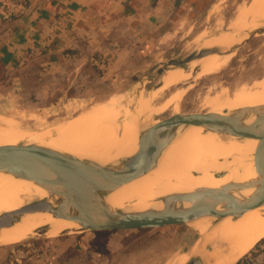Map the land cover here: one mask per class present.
I'll use <instances>...</instances> for the list:
<instances>
[{
    "label": "bare ground",
    "instance_id": "obj_1",
    "mask_svg": "<svg viewBox=\"0 0 264 264\" xmlns=\"http://www.w3.org/2000/svg\"><path fill=\"white\" fill-rule=\"evenodd\" d=\"M263 18L264 0H252L250 8L238 11L233 26L247 31L256 20L258 22ZM239 36L241 33L227 32L221 39L224 40L223 45L213 46L220 51L196 61L199 73L210 74L220 69L229 58L227 54L232 53L233 46L241 41ZM163 74V88L188 77L187 72L178 69ZM158 91L155 90V93ZM155 93L150 95L151 99ZM181 94L178 93L177 98ZM149 100L140 96L136 98L140 109L126 117L125 105L122 104L124 100H119V96L115 95L54 128L52 133H41V130L40 133H29L16 129L8 120L5 123L1 121L4 125L0 129V146L28 142L87 159L101 166L118 167L122 161L149 144L152 132L147 113H157L169 104L166 101L160 108L151 109L153 107L149 108ZM206 104L212 106L208 113L223 115L221 108L242 113L244 117L240 123L244 125H249L254 119L264 118V76L252 88L241 85L231 96L221 92L209 97ZM177 107L174 110L178 111ZM156 136L161 141L169 142L159 153L155 165L144 176L102 195L109 209L123 212L156 211L162 209L167 201H174L175 198L195 193L199 189L218 190L227 184L248 185L229 193L240 204L255 193L259 183L254 169L257 140L226 135L222 127L209 120H205L201 126H177ZM57 198L32 181L0 172V215L15 211L31 201L47 200L54 207ZM173 205L176 209L189 207V203L175 201ZM223 207V204H219L215 209L222 211ZM188 224L198 232L199 238L186 254L172 257L174 264L185 263L191 252L200 258L202 264H233L264 237V205L241 216L203 217ZM39 228H43L47 236L53 237L81 227L77 220L47 212L26 214L12 226L0 229V244L23 241Z\"/></svg>",
    "mask_w": 264,
    "mask_h": 264
},
{
    "label": "rangeland",
    "instance_id": "obj_2",
    "mask_svg": "<svg viewBox=\"0 0 264 264\" xmlns=\"http://www.w3.org/2000/svg\"><path fill=\"white\" fill-rule=\"evenodd\" d=\"M250 4L252 0L217 1L207 16L197 20L188 30L184 29L172 46L160 52L150 65H137L116 78L104 77L103 69L100 77L95 75V78L90 77L87 81L73 80L71 84L68 78H61L54 86L50 84L48 87L13 83L3 85L0 89V129L9 121L18 130L52 133L54 128L115 95L119 96V100H124L122 104L125 105L126 117L140 109L136 104L139 96L150 99L148 106H152L151 109L160 108L167 101L169 104L163 110L151 115L147 113L149 127L173 114L208 112L212 108L206 104L209 97L221 92L231 96L241 85L252 88L264 76V31L257 32L264 28V18L258 22L256 20L247 31L233 26L238 11L250 8ZM227 32L241 33V41L233 46L232 53L227 54L229 58L217 71L200 74L196 68L197 60L182 63L180 67H166L170 60L183 61L203 49L223 45L224 40L221 39ZM174 69L187 72L188 77L163 88V73ZM155 90L159 91L155 93ZM151 91L155 93L152 99L150 95L154 93ZM178 93L181 97L177 98ZM176 107L178 111L174 110ZM220 112L233 114L223 108ZM23 144L29 143L20 142L17 145ZM33 232L23 241L0 244V264H174L172 257L186 254L199 238L198 232L189 224L122 231L80 228L53 237L39 234L37 230ZM255 245L240 258H246V264L264 263V242ZM190 254V257L195 256L192 252Z\"/></svg>",
    "mask_w": 264,
    "mask_h": 264
},
{
    "label": "crops",
    "instance_id": "obj_3",
    "mask_svg": "<svg viewBox=\"0 0 264 264\" xmlns=\"http://www.w3.org/2000/svg\"><path fill=\"white\" fill-rule=\"evenodd\" d=\"M217 1L0 0L10 12L0 22V89L148 66Z\"/></svg>",
    "mask_w": 264,
    "mask_h": 264
},
{
    "label": "water",
    "instance_id": "obj_4",
    "mask_svg": "<svg viewBox=\"0 0 264 264\" xmlns=\"http://www.w3.org/2000/svg\"><path fill=\"white\" fill-rule=\"evenodd\" d=\"M263 31L264 28H261L257 32ZM218 51L220 49L217 47L206 48L187 56L183 61L170 60L166 67H180L182 63L198 60ZM243 117L240 112L223 115L208 112L173 114L150 126L152 137L147 147L122 161L118 167L101 166L36 144L0 146L1 173L32 181L58 197L54 207L47 200H38L0 215V229L12 226L23 215L43 212L77 220L81 229L93 231L162 228L187 224L203 217L241 216L264 205V118L254 119L249 125H244L240 123ZM205 120L222 127L226 135L257 140L254 169L259 183L249 199L240 204L229 194L231 190L244 189L248 185L227 184L218 190L199 189L195 193L174 199L178 203H189L186 209H176L172 200L156 211L123 212L109 209L102 195L144 176L155 165L159 153L169 142L161 141L157 134L177 126H201ZM219 204L224 206L222 211L215 209ZM37 231L45 233L43 228ZM186 264L202 263L199 257L194 256Z\"/></svg>",
    "mask_w": 264,
    "mask_h": 264
},
{
    "label": "built area",
    "instance_id": "obj_5",
    "mask_svg": "<svg viewBox=\"0 0 264 264\" xmlns=\"http://www.w3.org/2000/svg\"><path fill=\"white\" fill-rule=\"evenodd\" d=\"M9 15L10 12H9V8L7 7V4L0 3V22L7 20Z\"/></svg>",
    "mask_w": 264,
    "mask_h": 264
},
{
    "label": "trees",
    "instance_id": "obj_6",
    "mask_svg": "<svg viewBox=\"0 0 264 264\" xmlns=\"http://www.w3.org/2000/svg\"><path fill=\"white\" fill-rule=\"evenodd\" d=\"M264 242V238L261 239L260 241H258V243L255 245V247L260 244V243H263ZM252 251H250L249 253H251ZM246 258H243V259H240L236 264H246V261H245ZM248 264V263H247Z\"/></svg>",
    "mask_w": 264,
    "mask_h": 264
}]
</instances>
